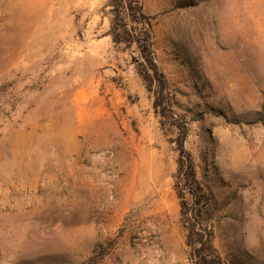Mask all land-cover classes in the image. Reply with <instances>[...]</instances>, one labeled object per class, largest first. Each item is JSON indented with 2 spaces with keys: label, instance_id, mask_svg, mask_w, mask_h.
Masks as SVG:
<instances>
[{
  "label": "rangeland",
  "instance_id": "374dc122",
  "mask_svg": "<svg viewBox=\"0 0 264 264\" xmlns=\"http://www.w3.org/2000/svg\"><path fill=\"white\" fill-rule=\"evenodd\" d=\"M108 3L0 0V264H192L180 147L203 240L264 264V0H141L161 83Z\"/></svg>",
  "mask_w": 264,
  "mask_h": 264
},
{
  "label": "trees",
  "instance_id": "16d2710c",
  "mask_svg": "<svg viewBox=\"0 0 264 264\" xmlns=\"http://www.w3.org/2000/svg\"><path fill=\"white\" fill-rule=\"evenodd\" d=\"M108 7L112 14L109 36L114 44L136 43L128 25L124 24L125 20L132 24H141L147 29L146 39L144 38L142 41L140 52L152 69L154 76L161 83L162 75L159 74L156 65L150 58L151 35L149 33H151V24L149 18L143 14L141 0H109ZM180 181L184 182L181 187H179ZM175 187L177 197L180 200L181 222L186 231V244L190 249L192 264H225L213 246L212 231L210 230L209 233L205 234L206 240H203L204 235H201L203 232L202 225L210 218L209 209L201 212L199 205L210 206L211 199L197 182L192 160L183 147L179 148ZM189 202H192L191 208Z\"/></svg>",
  "mask_w": 264,
  "mask_h": 264
}]
</instances>
